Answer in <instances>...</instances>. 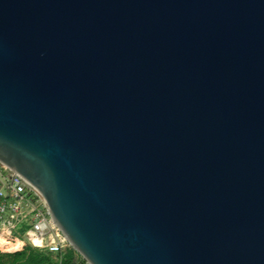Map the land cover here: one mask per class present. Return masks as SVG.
Masks as SVG:
<instances>
[{"label":"water","instance_id":"obj_1","mask_svg":"<svg viewBox=\"0 0 264 264\" xmlns=\"http://www.w3.org/2000/svg\"><path fill=\"white\" fill-rule=\"evenodd\" d=\"M0 163L79 264H264V0H0Z\"/></svg>","mask_w":264,"mask_h":264},{"label":"built area","instance_id":"obj_2","mask_svg":"<svg viewBox=\"0 0 264 264\" xmlns=\"http://www.w3.org/2000/svg\"><path fill=\"white\" fill-rule=\"evenodd\" d=\"M22 233L26 245L50 254H59L72 245L54 223L47 204L28 183L0 163V231L6 237L20 241L15 232Z\"/></svg>","mask_w":264,"mask_h":264},{"label":"trees","instance_id":"obj_3","mask_svg":"<svg viewBox=\"0 0 264 264\" xmlns=\"http://www.w3.org/2000/svg\"><path fill=\"white\" fill-rule=\"evenodd\" d=\"M26 229L27 227L24 226L20 230L21 233ZM6 246L0 243V249ZM81 260V256L70 248L64 249L59 254H50L25 245L20 252L14 254L0 253V264H79Z\"/></svg>","mask_w":264,"mask_h":264},{"label":"rangeland","instance_id":"obj_4","mask_svg":"<svg viewBox=\"0 0 264 264\" xmlns=\"http://www.w3.org/2000/svg\"><path fill=\"white\" fill-rule=\"evenodd\" d=\"M3 233H6V231L5 230H1L0 231V234H3ZM15 236H17V237H19V238H21V248L20 249H23V247L26 245L25 243H24V241H23V236H22V233H21V231L19 230V231H16L15 232ZM17 246H20V245H17ZM16 246V247H17ZM19 249V250H20ZM1 251H0V253H3V254H14V253H17V252H19V250L18 249H15V248H9L8 246H6L5 248H1L0 249ZM10 251H12V252H10ZM13 251H15V252H13Z\"/></svg>","mask_w":264,"mask_h":264},{"label":"bare ground","instance_id":"obj_5","mask_svg":"<svg viewBox=\"0 0 264 264\" xmlns=\"http://www.w3.org/2000/svg\"><path fill=\"white\" fill-rule=\"evenodd\" d=\"M0 243L7 245L9 248H15V249H18L19 250L21 248V243L22 242L21 241H12V240H10V239H8L6 237V233H3V234H0ZM17 245H20V246H17Z\"/></svg>","mask_w":264,"mask_h":264},{"label":"crops","instance_id":"obj_6","mask_svg":"<svg viewBox=\"0 0 264 264\" xmlns=\"http://www.w3.org/2000/svg\"><path fill=\"white\" fill-rule=\"evenodd\" d=\"M22 249L19 250V252L21 251Z\"/></svg>","mask_w":264,"mask_h":264}]
</instances>
